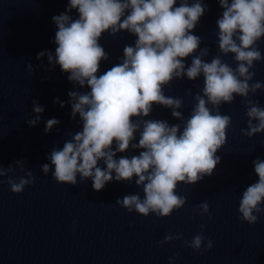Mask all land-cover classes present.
I'll return each mask as SVG.
<instances>
[{"label":"water","instance_id":"water-1","mask_svg":"<svg viewBox=\"0 0 264 264\" xmlns=\"http://www.w3.org/2000/svg\"><path fill=\"white\" fill-rule=\"evenodd\" d=\"M182 2L177 0L175 6ZM187 2L191 6L195 0ZM201 2L207 6L206 11L192 34L201 38V49H209L203 59L211 62L219 56L235 68L234 54L224 55L218 47L217 20L223 12L219 0ZM69 3L70 0H0V165L8 168L16 161H26L25 171L16 166L9 175L18 179L31 171L35 177V182L20 194L10 190L8 177H0V264H264V213H254L258 215L254 225L243 221L239 213L243 191L259 179L253 162L264 161V133L250 138L242 131L248 128V100L258 101L264 108V89L256 94L250 92L247 98L237 95L231 103L220 106V113L231 117L227 141L217 152L220 163L211 176L196 184H178L176 194L186 197L187 202L169 217L129 213L116 203L129 194L144 198L143 187L135 183L137 177L132 182L113 180L96 191L91 178L80 182L78 174L76 185L61 184L53 178L52 171L47 175L42 172L41 166L50 164L47 156L51 150L62 148L71 139L69 132L82 129L79 115L72 118L68 93L90 91L87 86L70 82V73L63 72L58 64L53 67L47 56L37 59L40 52L55 55L58 29L53 17L66 13ZM68 14L74 19L79 15L77 10ZM136 39L124 30L116 35L104 32L99 44L108 59L101 60L97 75L119 64L124 47L134 46ZM256 47L264 57V37ZM194 55H199V50ZM191 61V56L185 58L186 67ZM254 64L251 71L256 74L250 84L264 83V59ZM203 87L202 75L195 81L185 76L166 85L164 94L183 100L180 111L187 119ZM33 101L44 112L39 123L30 127L27 121L36 116ZM208 106L215 113L213 106ZM171 111L154 105L148 117L133 119L183 125ZM53 118L60 123L46 133V122ZM134 135L132 143H138L139 132ZM139 151L130 145L126 152H118L116 159L131 158ZM98 166L106 169L103 161ZM203 202L209 204L208 214H201L197 207ZM201 233L205 241L199 251L186 245ZM169 234L182 238L162 245L160 241ZM208 240L213 241V248L205 251Z\"/></svg>","mask_w":264,"mask_h":264},{"label":"clouds","instance_id":"clouds-1","mask_svg":"<svg viewBox=\"0 0 264 264\" xmlns=\"http://www.w3.org/2000/svg\"><path fill=\"white\" fill-rule=\"evenodd\" d=\"M176 3L177 0H70L67 12L53 17L58 29L55 55L51 51L40 52L37 59L47 56L53 67L58 64L63 72L70 73V82L87 86L90 91L68 93L72 118L79 115L82 129L69 132L71 139L62 148L51 150L47 156L50 164L41 166L45 175L52 171L57 182L76 185L79 174L80 182L91 178L96 191L113 180L132 182L137 177L135 183L143 187L144 198L129 194L116 203L129 213L169 217L187 202L186 197L176 194L178 184L194 185L213 174L221 160L217 152L225 145L231 125V117L222 115L220 106L231 103L237 95L247 98L250 92L256 94L264 89L262 82L250 84L256 74L251 71L254 62L264 59L256 47L264 37V0H219L223 12L217 20L218 47L224 55L234 54L235 68L219 56L211 62L203 59L209 49L200 48L201 38L192 30L207 6L201 0L191 6L187 0L180 6ZM72 10L78 11V18L68 14ZM122 30L138 37L135 45H126L121 62L98 76L101 60L108 59L99 44L102 34L110 31L116 35ZM198 50L199 55H194ZM189 56L192 61L186 67L184 60ZM29 70L33 71L31 64ZM201 75L202 95L196 94L197 103L185 119L180 111L183 100L166 96L164 87L177 78L186 76L195 81ZM60 103L63 107L64 103ZM154 105L171 109L172 116L183 121V125L133 119L148 117ZM33 111L36 116L27 121L30 127L39 123L44 108L33 101ZM246 114L249 120L248 128L242 130L244 135L251 138L264 133V108L258 101L248 100ZM59 123L55 118L49 119L45 132H51ZM137 132L139 141L132 143ZM130 145L141 150L139 155L116 159L117 153L126 152ZM100 161L106 169L98 166ZM25 163L19 160L8 168L0 165V177H8L6 182L13 193L20 194L35 182L31 171L18 179L9 175L16 166L25 171ZM253 163L259 179L243 191L239 213L243 221L254 225L258 222L256 214L264 213V161L257 159ZM197 207L201 214L210 211L207 202ZM181 238L169 234L160 243ZM204 241L201 233L185 243L199 251ZM212 248L213 241L208 240L204 250Z\"/></svg>","mask_w":264,"mask_h":264}]
</instances>
